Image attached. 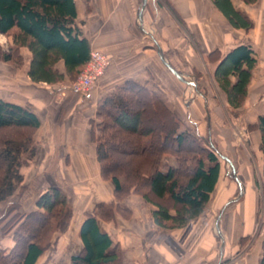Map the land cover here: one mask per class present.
Here are the masks:
<instances>
[{"label": "crops", "instance_id": "obj_1", "mask_svg": "<svg viewBox=\"0 0 264 264\" xmlns=\"http://www.w3.org/2000/svg\"><path fill=\"white\" fill-rule=\"evenodd\" d=\"M143 1L75 0L77 28L89 41L91 50H100L112 59L106 76L88 96L74 92L71 89L73 83L69 84L67 77L65 82L56 85L33 83L28 75L31 54L26 48L20 51L24 60L21 65L0 60V100L30 107L41 122L34 136L37 155L30 167L22 169L27 190L20 200V212L29 214L40 211L38 199L52 187H59L66 193L73 209L68 230L56 234L54 238V249L57 246L54 253L47 250L36 264H72V257L83 251L80 231L88 215L99 204L121 202L116 198L113 182L101 174L96 143L99 131L96 125L99 122L97 113L100 102L128 80H137L149 90L161 92L166 98L168 109L182 122L179 132L192 127L196 135L203 138L206 136V123L202 118L211 110L212 100H225L228 107L227 96L215 79L218 64L234 48L250 45L256 52L257 65L248 98L252 97L256 103L257 117L264 115V0H258L254 5L233 0L235 7L252 20L253 28L249 31L234 29L211 0H166L180 17L188 21L193 31L190 33L198 41L197 45L191 42L188 46L181 44L183 36L180 26L160 1L148 0L140 20ZM150 17H153V32L148 31ZM5 37L0 34V47L8 51L12 38ZM181 54L192 71L197 61L204 68L196 67L197 72L194 73L185 72L180 66ZM165 60L182 75L183 80L167 67ZM60 68L64 72V65H60ZM204 69L209 74L215 94L200 88ZM195 73H199L200 78ZM208 127H211L210 120ZM257 139L255 145L260 150L261 135H257ZM169 157L167 155L165 159ZM169 164L173 166L175 162ZM238 177L239 180L235 177V182L239 195L229 201L218 216L221 242L222 238L223 242L224 239L227 242L225 234L228 230H236L231 237L248 238L254 229L256 204L248 189L252 180L242 174H238ZM221 178L222 174L219 183ZM243 196L245 200L241 199ZM121 203H126L131 212L130 218L116 213L113 221L98 219L101 231L108 233L114 245L121 247L130 264L146 261L150 250L159 255L158 264H169L173 254L170 243L166 240L156 243L149 239V217L156 209L149 210L144 199L134 193ZM230 210L233 214L225 224L223 217ZM235 215L238 221L236 226L232 223L236 219ZM190 233H184L182 245L186 240L185 235L189 242ZM13 244V233L4 232L3 226H0V249L10 250ZM222 245L220 261L223 263ZM257 245L252 246L253 251L235 264H260L264 253L261 254V246Z\"/></svg>", "mask_w": 264, "mask_h": 264}, {"label": "trees", "instance_id": "obj_2", "mask_svg": "<svg viewBox=\"0 0 264 264\" xmlns=\"http://www.w3.org/2000/svg\"><path fill=\"white\" fill-rule=\"evenodd\" d=\"M242 1L254 5L258 0ZM211 2L234 29L253 28L252 20L233 0ZM76 17L75 0H0V34L12 38L10 52L0 47V60L21 65L20 51L26 48L31 54L28 75L33 83L56 85L66 77L73 83L91 55L90 43L77 28ZM60 65H64V72ZM256 65L255 51L247 45L234 48L218 64L215 79L230 110L241 109L248 99ZM146 112L161 114L163 127L146 120ZM97 116V158L103 178L115 186L118 201L130 193L141 196L156 207L152 220L164 230L186 228L202 217L220 180L221 156L206 138L189 130L179 132L180 119L168 109L161 92L128 80L100 102ZM256 126L264 154V115L258 117ZM40 127V119L30 107L0 100V205L22 197L23 159L28 156L32 160L37 155L34 136ZM167 155L174 157L173 166L164 163ZM165 201L170 205H164ZM37 207L40 211L23 218L17 201L0 215L4 232L15 229L12 249H0V264H36L52 247V237L68 230L73 209L61 188L43 192ZM121 207L102 203L88 215L80 231L83 251L72 257V264H128L124 251L98 224V219L113 221ZM13 213L16 215L7 228L9 222L5 221ZM260 264H264V256Z\"/></svg>", "mask_w": 264, "mask_h": 264}, {"label": "rangeland", "instance_id": "obj_3", "mask_svg": "<svg viewBox=\"0 0 264 264\" xmlns=\"http://www.w3.org/2000/svg\"><path fill=\"white\" fill-rule=\"evenodd\" d=\"M158 1L163 3L168 8L170 14L174 17L175 22L178 23L177 24L178 26H180V32L182 33L183 36L181 38L182 39L181 44H184V46H188V44L192 42L197 45L198 41L194 39L195 38L194 35L190 33L193 31L188 21L186 19H183V17H180L168 1L167 2L166 0H158ZM166 3H168L169 5ZM171 9H173L174 12ZM152 20L153 17H150L147 22L150 29L149 30L146 29V30L150 32H153L151 26ZM9 37L11 36L7 35L5 38L9 39ZM6 46L7 45L5 44V47ZM7 50L8 51L10 50V46ZM108 58L112 62L111 57L108 56ZM188 65L189 64H187V62L183 61V55L181 54L180 66H182V70H185V72L194 73V71L197 72L196 67L200 69L204 68V67H200L201 63L199 61L196 62V67H192L195 68L193 71L189 68L190 66ZM202 72L204 73L201 74L202 76L199 73L198 74L195 73L197 78H200V76L202 78V79L200 78L201 83L203 82L200 88H203L204 91L210 92V94H215V89L209 80V74L206 72L205 69ZM210 75L213 76L212 73ZM78 77H76L74 81H76ZM255 104L256 103L255 101H253V98L250 97L245 101L241 109L230 110L229 106L227 107L225 105V100H221V101L220 99L212 100L211 110H209L208 114L204 115V118H202L206 123L205 124L206 136L204 138H206L207 141L208 140L211 141L210 143L211 147L215 148L216 151H218V154L221 155L220 161L222 166L221 181L219 183V186L216 188L215 192L211 195L210 203L208 204L206 211L202 215V217L192 222L186 228L164 230V229H159L154 224L150 213L149 218L151 223L149 222L150 225L149 228L147 229L149 231V239L152 242L156 241V243L161 240L162 241L166 240L170 243L173 254L169 259L170 261L169 264H219L221 251L223 252L222 250L223 245L221 242V237L219 236L216 226L214 224L218 216L221 214L222 209L226 206V204L239 195V188L237 183L235 182L236 181L235 172L231 163L234 165L235 168H237L239 175L242 174L244 177H250L252 180L251 185L249 186L250 188L248 189L250 194H252V196L255 198L256 215H254V219H253L254 229L251 230V233L249 234L248 238H239L237 236L231 237V235L236 231L235 229L226 231L227 234L224 233L226 237H228L227 240L228 243L225 242L224 239V256H223L224 261L222 264H235L238 260L242 259L243 257H246L250 252H252L253 251L252 246L254 247L257 244L261 246V254L264 253V243H263L264 242V185H263L264 155L261 152H258L259 148H257L255 145L256 141H258L257 135H260L258 134L259 131L257 130V126H256L258 117L256 113ZM133 110L135 109L133 108ZM146 113H147L146 120L153 122L155 125H159L160 128L163 127L164 117L161 114L151 115L149 112ZM208 120H210L211 127H208ZM99 122L96 125L97 127L96 129H98V131H99V127H98ZM189 128L190 129L187 130L191 131L194 135H196L195 129L192 127ZM209 137H211V139ZM154 147L158 148L159 146L155 145ZM222 156L231 163L225 161L222 158ZM34 159L30 160L28 156H25L23 160L24 162H26V165H24V167L25 168L30 167ZM169 162L170 163L175 162L173 156H170L168 159L164 160V163L166 164H169ZM240 182L243 183L241 177H240ZM251 186H253V189H251ZM26 190L27 188L25 185V188H23L20 191L22 197L23 195H25ZM130 196L131 193L128 197L122 199L121 202H126ZM22 197L21 198L15 197L14 199H11L7 203L1 204L0 215L1 214L3 215V211H5L8 205L13 206L14 204L17 203V201L19 202L22 199ZM243 198L244 196L241 199ZM121 202L119 203V205L122 206L120 209V211L122 210L121 214L124 218L129 219L131 212L129 209H127L126 203L124 204ZM163 204L167 206L170 205V203L168 204L166 201L163 202ZM148 206H149V210L156 209V207L153 205L148 204ZM235 206L236 205L232 206L231 208H234ZM231 214H233L231 213V210L225 213L223 217L225 224L226 222L229 221ZM15 215L16 214L13 213L8 216L7 220L5 221V224L9 222L8 225L6 226L7 228H9V226L11 225V222L14 219ZM20 215L24 218L28 214L21 213ZM22 221L20 222V224L22 223ZM232 223L234 226H236V224L238 223L237 217L235 221H232ZM13 231H10V233L11 232L13 233ZM190 231L192 235L189 238V242L186 241L188 237L187 235H185L186 240H184L182 245L181 240L184 238L183 236L184 233L186 234L187 232ZM56 234L52 237L53 248L50 247L51 254L54 253L55 249L57 248L56 246V248L54 249V238L56 237ZM225 235L224 236L222 235V237L225 238ZM147 253H148V259L146 261H140V263L142 262L141 264H158V262L160 261L159 255L152 250H150V252ZM128 264H130V262H128Z\"/></svg>", "mask_w": 264, "mask_h": 264}, {"label": "built area", "instance_id": "obj_4", "mask_svg": "<svg viewBox=\"0 0 264 264\" xmlns=\"http://www.w3.org/2000/svg\"><path fill=\"white\" fill-rule=\"evenodd\" d=\"M110 65L111 61L106 54L99 50H91L88 64L78 79L73 82L71 89L76 93L88 96L104 78Z\"/></svg>", "mask_w": 264, "mask_h": 264}, {"label": "water", "instance_id": "obj_5", "mask_svg": "<svg viewBox=\"0 0 264 264\" xmlns=\"http://www.w3.org/2000/svg\"><path fill=\"white\" fill-rule=\"evenodd\" d=\"M147 4H148V0H144L143 1V5H142V8H141V10H140V14H139V19L141 20L142 19V16H143V13H144V11H145V9H146V7H147ZM159 48V47H158ZM159 51L161 52V50L159 49ZM163 58V57H162ZM165 62H166V60H165ZM167 63V62H166ZM167 65V67L178 77V78H180L181 80H183V78H182V75L180 74V73H178L177 71H175L168 63L166 64ZM221 156V155H220ZM222 158L225 160V161H228L227 159H225L223 156H222ZM229 162V161H228ZM229 163H231V162H229ZM231 165H232V167H233V169H234V172H235V177H236V179L237 180H239V177H238V172L236 171V168L234 167V165L231 163ZM241 186V185H240ZM242 188V187H241ZM241 195H242V193H241ZM227 207V206H226ZM226 207H224L222 210H225L226 209ZM219 222H220V217H218L217 219H216V221H215V225H216V229H217V232H218V234L221 236V231H220V225H219ZM222 243L224 244V242H223V238H222ZM219 264H222V260L220 261V263Z\"/></svg>", "mask_w": 264, "mask_h": 264}]
</instances>
